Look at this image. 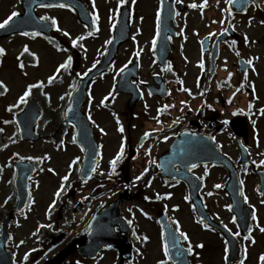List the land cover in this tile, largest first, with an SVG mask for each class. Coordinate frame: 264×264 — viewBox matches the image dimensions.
I'll use <instances>...</instances> for the list:
<instances>
[{
    "label": "flooded vegetation",
    "instance_id": "af4514ba",
    "mask_svg": "<svg viewBox=\"0 0 264 264\" xmlns=\"http://www.w3.org/2000/svg\"><path fill=\"white\" fill-rule=\"evenodd\" d=\"M82 1L85 6L81 5V3H78L77 7L71 6L66 8H42L39 5H35L29 19L28 12L21 0H0V18L2 17L0 21L6 18L12 11H19L21 16H23L22 18L29 19L27 24L22 26L23 29H29V24L34 22L36 25L31 26V29L34 30L29 32L42 31L43 33L37 37H25L20 35V31L7 36H0V46L6 49L5 55L0 57V80H3L9 89L7 93L1 95L0 113L6 114L7 112L10 116H13L12 119H15L17 115L26 109L27 104L21 105L18 109H13L12 112L7 110L8 106L14 103V99H18L23 94V91L26 90L29 84L44 81V87L42 89L34 88L32 95L28 97V103L31 101L36 103V107L31 108V110L40 111V116L35 127V131L39 134L40 139L38 141H25L28 151L27 156L30 157L33 154V148H30L32 145L36 143L49 145L51 150L59 155L58 164H52L53 162L57 163L55 154L52 158L46 153V150L41 152L39 156L45 157V164L43 166L47 165L48 171L49 169H53L54 171L49 172L54 177H58L56 181L58 186L56 188H60L62 184L61 178L64 175H69V180L63 182L65 185L64 191L57 199L54 207L51 204V209L45 208L46 205L35 209L28 207L24 210L26 215H21L19 212L15 213L14 221L10 224L11 235L7 243L8 250L14 256L15 264H46L60 249L68 244L70 237L80 236L85 232L91 220L105 206L112 203V195L115 190L111 180L113 179V173L110 161L119 151L121 143L124 144V157L117 164L116 170L121 168L122 171L130 164V160L138 155L141 145L144 146L147 143L154 144L156 146L154 155L157 158L169 146L171 138L168 137V134L163 137H156L155 135L145 137L141 126L142 119L145 116L143 105L137 103L133 109H129V97L123 93L115 92L121 74L119 69L125 65L128 67L136 61L139 62L140 68L147 71L142 74L140 80V83L143 82L141 83L143 86L144 83L151 82L157 75H161V78L163 79L164 77L165 80H168L171 77L170 75H177L181 59H185V55L189 54H191L193 59H196L197 63L202 61L204 67L210 71L212 66L211 51L217 40L223 41V45H226L223 51V45L221 47L220 59L223 56L228 60L229 51L227 49L228 47L231 50L233 49L231 69L234 67L237 71H239L241 65V67L248 65L246 61L241 64L239 57L246 60H254L256 52L259 53V50L255 47L247 49V53L242 52L241 46L245 41L241 35L244 32L242 27L249 26L248 20L250 17H254L251 26H249L250 31L256 28L258 33V27L264 28V25L259 23L260 20L264 19V5L263 8H257L255 5H252L247 13H234V19L232 17L226 19L224 13H220L217 5H214L216 2L214 0H209L208 6L203 9V13L198 8L193 9L190 7L192 3L200 4L203 0H184L183 6L176 3V0H171L175 13L179 12L180 15H175V18L170 20L173 17V10L171 8V12L168 11L162 16V11H160L161 0H158L159 4L157 6L156 0H133L134 2L131 5L129 4L130 0H125L123 5L119 1L114 4L103 5L101 1L95 0V7H93L92 0ZM259 1L261 0H256L257 4H259ZM1 3L4 5H1ZM48 4L57 5L60 3L54 2ZM64 4L70 5L68 2H64ZM124 7L129 12L131 32L135 33L134 29L136 28L138 36H136L135 40H132L133 37H131L130 40L121 42L116 47L117 26ZM211 8H214L213 12H210ZM157 12L160 13V21L163 22V28L160 27V31L163 30L167 34L174 27L176 32H178L176 38L170 39L171 55L169 63L172 65V68L168 70L167 74L163 72L161 65L159 38L155 52L152 49V40L156 35ZM94 14L99 15L97 23H93ZM44 15L55 17L60 28L70 32L71 36H65L63 31H57L55 26H51L50 21H40L38 19L39 16ZM222 20L224 23L220 22ZM217 23L219 26H217ZM113 24H115V28L112 27ZM42 25L44 26L43 28L41 27ZM210 25H213L212 29H210ZM232 25L235 27H232ZM97 27L99 28L98 31ZM225 27L229 29L227 33L223 32ZM181 30L189 32L190 38L182 36ZM89 32L92 35H89ZM209 33H213V35L210 36ZM81 35L84 36V39L80 41L83 47H73L71 39ZM247 35L251 36L249 33ZM120 37H123V35ZM203 39H206L205 42ZM249 39L253 44L256 42L255 46L260 45L261 40L258 37H255V39L249 37ZM108 40H111L112 43H106ZM233 40L237 42L235 46L232 45ZM129 42H131L130 45ZM204 43L207 45V51H204ZM25 45L29 48L28 53H24L23 51ZM137 51L140 52L139 57L135 55ZM237 51L240 53L239 55H237ZM33 52L36 53L35 57L31 55ZM108 54L111 56L109 58L107 56L106 59L109 63L108 68L89 82L87 97L82 107V112L87 117L89 112L91 113L92 120L90 122L94 128L96 138L100 141V158L96 165V172H94L92 178L84 179L81 171L85 154L80 144L77 142L72 143V136L76 134V127L73 128L66 120V117L79 116V113L77 107H73L72 113L69 112L65 116L64 113L69 107V98L65 97L64 100H61L60 97L65 92L70 91L69 86L73 83L76 84L77 90L81 81L98 68ZM68 55L73 56L71 68L68 70L61 69L58 78L52 84H48V77L56 74L59 64L63 63ZM200 55H203V57L199 61L197 57L199 58ZM96 61H99V63L96 64L95 68H92L93 63ZM20 62L25 64L23 69L19 67ZM219 63L218 60L217 67ZM89 69L91 71L88 72L87 76H84L83 73ZM7 70H9L8 74L5 73ZM78 73L81 75H77ZM11 77L17 82L14 83ZM260 78V83L264 89V75ZM247 81L248 77L247 79H243V83ZM201 82H203V77L199 78L198 83ZM248 90H251V86H248ZM109 92H113V95L107 101H104ZM74 93H72V97ZM89 93H91V97H89ZM89 99L91 100L90 105ZM102 101H104L103 104L101 103ZM119 104L121 108L118 110ZM3 109L6 110L3 111ZM251 114L252 108L246 114L240 113L239 115L240 117L242 116L241 118L249 126L250 133L254 128ZM262 116L263 126L264 115ZM121 124L125 129L123 133L119 131ZM242 124L236 122L235 127L240 131L242 130ZM15 125L17 126V123ZM209 127H211V124H209ZM101 128L104 129V132L100 131ZM215 128L220 131L225 127L224 124H217ZM107 135L108 137H106ZM165 136L168 137L167 140L164 139ZM249 138L247 148L253 143L251 134ZM240 142L244 143V140L235 138L236 148ZM20 157L22 156L16 154V159L14 158L13 160L14 164L22 160ZM76 157L80 158L78 163L70 168L69 165ZM28 161L33 162L36 166V173L39 172L41 169L40 165L32 160ZM49 163L51 165H48ZM60 168H64L65 172L63 174H59L57 171ZM255 171L257 172V169ZM16 172L14 167L11 169L10 179H5L6 177L4 176L0 177V232L7 213L14 210L16 206ZM116 173L118 174L117 171ZM4 179L6 182L3 181ZM32 179H36L35 176ZM121 179H127V177L122 175ZM167 184L173 185L172 181L167 182ZM30 187L32 191L34 185L31 184ZM137 187L135 183H131L129 186H119L118 191L122 188L133 189ZM9 197L11 198L9 199ZM98 197L109 198V200L100 202L97 200ZM126 217L129 218L127 214ZM40 225H45V227H40ZM48 225H51V227H48ZM19 231L25 232L26 236L30 238L28 242L23 240L24 244L22 245L20 244L21 240L15 239L16 233ZM38 231H49L53 233L54 237L47 241L36 240L34 238L36 234L33 235V232ZM38 244L41 245V248L37 251L39 255L32 257L33 255L29 253L28 260L24 261L23 257L25 253H28V248L35 247ZM105 252L106 250H102L96 258H89L82 256L79 249H77L75 253L66 258L61 264H117L116 262L107 263L110 257L103 258ZM118 258L119 254L116 252L115 259ZM125 264L129 263L126 262Z\"/></svg>",
    "mask_w": 264,
    "mask_h": 264
},
{
    "label": "rangeland",
    "instance_id": "374dc122",
    "mask_svg": "<svg viewBox=\"0 0 264 264\" xmlns=\"http://www.w3.org/2000/svg\"><path fill=\"white\" fill-rule=\"evenodd\" d=\"M100 1V0H99ZM118 0H101V2L104 4H114ZM5 3V2H4ZM1 5H4L1 3ZM157 5V0H156ZM2 18V17H1ZM0 18V19H1ZM259 32L257 33V29L253 28L252 31H250L249 26L242 27V30L244 32L249 33L251 38L258 37L261 39L262 34L264 33V28L258 27ZM262 40V39H261ZM257 48L255 46V43L246 44L243 43L241 46V50L244 53H247V49L250 48ZM260 50L262 51V54L264 55V42H261ZM264 63V57H262V61L260 62V70ZM256 72V71H255ZM6 74L9 73V70L5 71ZM191 74L195 75L196 72L190 71ZM257 74V72L255 73ZM13 82L16 83L17 81L11 77ZM261 84V83H260ZM259 93H261V96L258 97L261 101L260 103H264V89L263 87L260 88ZM10 100V99H9ZM119 108H121V105H118ZM261 126V127H259ZM257 130L261 131V137L262 141L257 147V145L254 147L253 144V153H254V159L256 161H259L262 158V153L264 150V126H262V123L260 122ZM220 140H222V144L224 145V149H227L231 153H234L233 147L235 146L234 139L231 137L230 133L225 131V134L220 136ZM44 144V143H43ZM26 145V144H25ZM22 146L20 144L19 146L11 145L9 146V153L11 155L12 151H18L22 155H27L28 151L26 146ZM29 148V147H28ZM32 153L34 155L40 154L41 152L46 150V153H48L52 158L55 154L49 145H42L40 143H36L32 145ZM55 158L57 160L56 162H53V165H57L59 161V155L55 154ZM48 165H51L50 163ZM47 165L41 166V169L36 174L34 179V197L36 198V207L42 208V206L47 205L50 196H52L55 191V189L58 184H56V181L58 180V177H54L48 169L46 168ZM59 174H63L65 172L64 168H60L57 170ZM56 171V172H57ZM204 174L207 173L206 177V189L204 190V193L206 195V203L210 204L209 206L212 214H217V219L223 221V222H229V214L227 213V210L225 208L226 205L229 204V200L227 198V195L223 192V186L221 188H216L214 185L216 184H224L225 183V175L222 171H220L219 168L214 167H207L203 170ZM245 190L246 195L249 198V202H252L253 205H255L257 213H259V218L256 221V226L253 232L251 233L252 238L255 240V243H252L251 239H243L242 240V257L245 261V264H259L258 256L261 253H264V233L259 231V228L257 227V223L259 225L264 226V204L261 203L262 199L260 196H258L257 191H255V182L256 180L253 179V176L245 174ZM157 179V177H156ZM54 182V183H53ZM157 189L156 187L154 190ZM158 190V189H157ZM146 196L148 194L153 195L154 191H145ZM213 193L211 196L208 195V193ZM174 197L170 200H164L161 203L153 202L152 204L148 203L146 200V196L140 197L134 202H130L124 205V209L129 214L130 218L132 219V222L134 225H136L137 234L140 237H143L144 235H147L150 237V240L148 242H142L141 240H136L137 249H139V252H137L136 259L131 264H158V261L160 259H166V257L163 254L162 250V242H161V228L157 224V222L154 224V221L150 219V217H147L144 215V213H148V215L156 216V214L160 213L161 209H164V203H170L174 205H179V209L175 210V216L177 219H179V222H182L183 229L189 230V238L191 241V244L196 252H202L201 258H199L200 261H202L204 264H224L223 262V253L225 249V243L223 242L222 237L219 235L212 234L209 230L207 231L205 228L200 226V224L195 223V215L193 213V210L191 209L188 202H186L185 197V191L184 186L180 185L177 189L173 190ZM105 199V198H104ZM98 200V199H97ZM105 200H109V198H106ZM38 203V204H37ZM131 209V211H129ZM200 227V228H199ZM204 229V231L202 229ZM22 233V232H21ZM20 237H23V233L21 236H17L19 239ZM203 243L205 247L203 249L195 247L197 244ZM188 244V241H187ZM245 249H247V257L245 258ZM199 253V254H200ZM194 254V255H195ZM193 256V255H192ZM196 256V255H195ZM192 257L193 262L197 261V256ZM110 257V258H109ZM114 252H108L105 254L104 258H109L107 260V263H111L114 260Z\"/></svg>",
    "mask_w": 264,
    "mask_h": 264
},
{
    "label": "snow or ice",
    "instance_id": "6c2138e0",
    "mask_svg": "<svg viewBox=\"0 0 264 264\" xmlns=\"http://www.w3.org/2000/svg\"><path fill=\"white\" fill-rule=\"evenodd\" d=\"M92 2H93V7H95V0H92ZM183 2H184V0H176V3H183ZM32 3H38L39 6L42 7V8H51V7L66 8V7H71V5L64 4V3H60V4H57V5L44 3L43 0H32ZM119 3L121 5H123L125 3V0H119ZM208 3H209V0H203V2L200 3V4L195 3V2L192 3L190 5V7L193 8V9H197L198 8V9L201 10V13H203V9L208 6ZM163 4H164V0H161V8H163ZM225 4L227 5V7L221 9V11L224 12V13H227V15L229 17H232L233 19H234V13H233L232 6H234V5L239 4L241 11H243L244 13H247L248 12V10H249L248 9V5L249 4L255 5L257 8H260L261 7V4H257L256 0H225ZM216 5H217V7H219L220 0H216ZM32 11H33V9L31 7H29L27 9L28 18L29 19L31 18ZM175 15L179 16L180 13L179 12H176ZM20 17H21V13L19 11H12L9 15L6 16V18H4L2 21H0V29H11L15 33V31L17 30L16 21ZM38 19L40 21H50L51 22V26H55L56 29H57V31H63V34L65 36H71L70 32L65 31V30H63V29L60 28V26H59V24H58V22H57V20H56L55 17H49V16L44 15V16H39ZM253 19H254V17H250L249 18V20H248V25L249 26H251ZM98 21H99V15L98 14H94L93 15V23H97ZM220 22L221 23H224L223 20L220 21ZM259 23L261 25H264V19L260 20ZM160 26H161L160 13L157 12V18H156V35H155V37L152 40V49H153V52H155L156 45H157V40H158V38L160 36ZM41 27L43 28L44 26L42 25ZM112 27L115 28V24H113ZM232 27H235V26L232 25ZM98 30H99V28L97 27V31ZM228 30L229 29L227 27H225L223 29V32L224 33H227ZM42 34H43L42 31H34V32L22 31V32H20V35L25 36V37H28V36L37 37V36H41ZM88 34L89 35H92L91 32H89ZM209 35L211 36V35H213V33H209ZM83 39H84V36H82V35L81 36H77L75 38H72L71 39L72 46L73 47H83L80 44V41H82ZM133 39H135V37H133ZM169 39H171V37H169ZM244 41L246 43H252V41L249 39L247 33H245V35H244ZM106 43L111 44L112 41L111 40H108V41H106ZM236 43L237 42L235 40L232 41V45L233 46H235ZM61 50L63 51V49H61ZM23 51H24V53H28L29 52V48H28L27 45L24 46ZM5 53H6V49L3 46H0V57L4 56ZM239 54L240 53L237 51V55H239ZM31 55L33 57H35L36 56V53L33 52V53H31ZM135 55L137 57H139L140 56V52L137 51L135 53ZM72 63H73V56L72 55H68L67 56V59L63 63H60L59 64V66H58V68L56 70V74L51 75V76L48 77L47 83L48 84H52L58 78V74H59L60 70L61 69H63V70L70 69L71 66H72ZM98 63H99V61H96L95 63H93L92 68H95L96 67V64H98ZM129 63H131V61H129ZM246 63L251 66V65H253V60L252 59H249V60L246 61ZM199 66L201 68L204 67V64H203L202 61L200 62V65ZM19 67L21 69H23L25 67V64L23 62H20L19 63ZM126 67H127V65H125L123 68L119 69V72H123ZM171 68H172V65L169 63L168 66H167V70H171ZM225 68H227V64H225ZM90 71H91V69H89L87 72H84L83 75L84 76H87L88 75V72H90ZM77 75H81V74L78 73ZM229 76H231V73H229ZM245 79H247V73H245ZM141 83H143V82H141ZM181 83H183V82L181 81ZM43 87H44V81H40V82H38L36 84H29L27 86L26 90L23 91V94L18 97V99H17V101L15 103L9 105L7 110L9 112H12L13 109H18V108H20L21 105L28 104V97H30L32 95L33 89L34 88H41L42 89ZM69 87H70V91L65 92V94L60 97L61 100H64L65 97H68L69 98V107H68L67 111H65V113H64L65 116H67L68 113L72 111V107H71V104H72V93L76 91V84L73 83ZM251 87H252L253 92H255V85L253 84ZM8 90L9 89H8L7 84H5V82L3 80H0V95H3L5 93H7ZM182 90L183 91H189L188 89H182ZM149 94H151V93H149ZM45 95H47V93H45ZM112 95H113V92H109L108 96H106L104 98V101H107L108 98L110 96H112ZM89 97H91V93H89ZM104 101H102L101 103L103 104ZM229 102H231V101H229ZM181 103L183 104L185 102L184 101H181ZM90 104H91V100L89 99V105ZM253 106L254 105L251 102L248 104V108L249 109H251ZM145 107H147V105H145ZM171 107H175V105L165 104V105L162 106V108L159 111H166L168 108H171ZM208 107H211V105H208ZM260 115H264V108L260 109ZM88 119L89 120H92V116H91V113L90 112H89V115H88ZM13 122H15L17 124L19 123V121H9V120H5L4 121L5 124L13 123ZM69 123L71 124V126L73 128L76 127V125L74 123H72L71 120H69ZM93 123H95V121H93ZM225 123H228V121H225ZM253 124H255V120H253ZM160 130L162 131V129H160ZM3 131H4V129L3 128H0V132H3ZM100 131L101 132H104V129L101 128ZM119 131L121 133H123L125 131V129H124V127H123L122 124L119 127ZM153 131H157V130H153ZM78 134L79 133H77V134H75V135L72 136V143H76L77 142V135ZM151 134L152 133L150 131H146L144 133V136L145 137H149ZM191 135L192 136H197L198 134L197 133H192ZM164 139L167 140L168 137L165 136ZM211 139L215 140V137H211ZM12 142H15V141H12ZM256 143H257V147H258L259 146V139H258V137H257ZM3 147H7V145L5 144V145H3ZM141 147H142V145H141ZM247 151H248V149L245 148V152H247ZM146 155H149L150 156V150L146 152ZM260 155H264V153H260ZM123 157H124V144L121 143L120 148H119V151L117 152V154L115 155V157L110 161L112 173H115L117 164L123 159ZM20 159H22V160L23 159L32 160L34 158L33 157H20ZM35 159H37L39 161V160H42L43 158L42 157H36ZM79 159H80L79 157H76L72 161V163L69 165V167L71 168L72 166L76 165L78 163ZM150 163H151V161H150ZM253 163H257V162L256 161H253ZM260 166H264V159L259 160V162L257 164V167H260ZM186 167H188L189 168V171H191V169L196 168L197 165L196 164H191L190 166L186 165ZM42 170L43 169H41V171ZM148 170L149 169L146 167L144 169V171L141 172V174L139 176H136L135 177V179L136 180L142 179V177L148 172ZM49 171H54V170L53 169H49ZM91 171L92 172H96V168H92ZM29 179H31V177H29ZM61 179H62V184H61L60 188L55 192V196L57 198H59L61 196V193L64 191L65 185H64L63 182H67L69 180V175H64ZM243 183H244V181L241 180L240 181V184L243 185ZM214 187L221 188L222 185L221 184H216V185H214ZM212 194L213 193H211V192L208 193L209 196H211ZM240 194L242 196H244V200H245V202H247L248 197L246 195H244L242 189L240 191ZM260 194H261V196H264V191H261ZM165 195L168 196V197H170L171 196V193H167ZM10 198L11 197H9V199ZM163 198L164 197L161 196L160 194H157V196H156V199H158V200L159 199H163ZM189 199H190V197H188V196L185 197V200H189ZM29 203L30 204L31 203H34V200L32 199L31 195H29ZM55 203H56V201H53L52 207L55 206ZM261 203L264 204V200H262ZM175 207L178 208L179 205H176ZM226 207L229 210H231L233 206L231 204H229V205H226ZM129 211H131V209ZM21 215H26V213H24V211L21 210ZM144 215L145 216H148V213L145 212ZM252 219L254 221L257 220V217H256L255 212L252 213ZM235 220H236V217H233V222H235ZM201 222H203V221L201 220ZM128 223L129 224H132V221L129 220ZM173 223L176 225L175 232H178L179 233V236L178 237L175 235V233H173L172 236H171L173 247H177V245L179 244L180 239L182 238L184 241H188L187 252L189 254H192L194 252V248H193V246L191 244V241H190V238H189L188 233H186V232H184V231H182L180 229V224H179V221L178 220H173ZM40 227H45V225H40ZM48 227H51V225H48ZM91 227H92L91 225L88 226L89 230H91ZM204 227L205 228H209L210 225L207 224V223H205L204 224ZM224 227L227 228L228 226L227 225H224ZM257 227L259 228V231L260 232L264 233V226H261V225H259L257 223ZM228 231L231 232V229H228ZM251 232H252V230L249 229V236L248 237H245V238L246 239H251L252 240V243H255V240L251 236ZM33 235H35V233H33ZM162 235H164V234L162 233ZM232 235L233 236H239L240 233L239 232H233ZM137 239L138 240H141L142 242H145L146 243V242H148L150 240V237L147 236V235H144L143 237L137 236ZM20 244L21 245L24 244V241L21 240L20 241ZM107 247L110 248L111 245L109 244V245H107ZM195 247H198V248L203 249L205 247V245L203 243H200V244H197ZM162 250H163L164 256L165 257H168V259L170 260L171 257L169 256V241H168L167 238L163 239ZM33 251H35V249H33ZM137 251L139 252V249H137ZM227 251H228V249L225 248V252H227ZM182 254H183L182 249L177 248V255H182ZM196 255H199V253H196ZM244 255H245V258H246L247 257V249H245ZM28 256H29V253H25V255L23 257V260L24 261H27L28 260ZM227 259H228V256L225 255L224 256V260L227 261ZM258 261H259V264H264V253H261L258 256ZM158 264H168V260L160 259L158 261ZM240 264H245L244 259H241L240 260Z\"/></svg>",
    "mask_w": 264,
    "mask_h": 264
},
{
    "label": "water",
    "instance_id": "95a60500",
    "mask_svg": "<svg viewBox=\"0 0 264 264\" xmlns=\"http://www.w3.org/2000/svg\"><path fill=\"white\" fill-rule=\"evenodd\" d=\"M181 138L182 137H179L178 141L172 146V149L170 150L171 151L170 154H166L162 158V162L163 163L167 162L169 160V156H170V159L178 157V159H181V164L184 165L183 172L177 174V173H174L173 169L171 170V168L168 165L164 167L163 165H161V168L163 169L162 175H164L165 177H170V178L177 176L178 178H182L183 180L185 179L186 182L189 183L190 185L192 199H193L194 204L197 206V212L206 222H209V219L206 218V215H205L206 212H205L204 205L202 204L201 199H200L199 190L201 188V184L195 180L194 181L195 186L192 185L191 181L193 182L195 176L189 175V172H188L189 168L186 167V165L190 166L191 164H199V163L205 164L209 162H213V163L217 162V163H221L225 165L228 168V170H230V179L227 185V191L231 193V197L234 203V211L236 214H238L239 223L242 224L243 230L245 232L248 231L250 228L249 222H250L251 213L248 212V209L245 206L240 196L239 173L234 168L231 160H229L227 157L222 155L221 152L213 145L211 139H209L208 137H204L203 138L204 140L201 141L200 150L198 151L193 150V152L190 150H188L190 152H186L187 149L185 148V146L187 142L182 141ZM189 158H194V159L189 161ZM123 201L124 199L121 198L117 200L116 203H114L112 206L109 207V210H111V212L114 213L115 217L117 218L116 221L113 222V226L118 225V224L121 226L125 223L121 217V212H120V206ZM106 214L107 212H104V214L101 216L102 221L105 218ZM113 229L114 228H112V230ZM107 233H109V231H107ZM6 239H7V235H5L4 237V240ZM89 239H90V232H88L87 235L82 238V242H81L82 248L87 245ZM77 241L78 240H74L73 243L68 248H66L63 252L59 254L57 259L59 260V258H62V257L64 258V256H67L72 250H74L76 247ZM230 242H231L230 246H231L232 261H238L239 257L237 256V254H238L239 248L236 245V243L233 241V238H230ZM97 243L100 244L98 246V249L100 247L107 246L109 244L113 247H117L118 249H120L122 252V261L126 259L127 257L131 256L130 255L131 253L130 244L125 243L124 241L122 242L119 234L112 235V233L110 232L107 236L97 237ZM54 263L55 262H53V264Z\"/></svg>",
    "mask_w": 264,
    "mask_h": 264
}]
</instances>
